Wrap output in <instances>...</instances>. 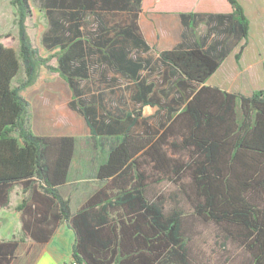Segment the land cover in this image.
I'll use <instances>...</instances> for the list:
<instances>
[{
  "label": "trees",
  "instance_id": "trees-1",
  "mask_svg": "<svg viewBox=\"0 0 264 264\" xmlns=\"http://www.w3.org/2000/svg\"><path fill=\"white\" fill-rule=\"evenodd\" d=\"M28 1H10L18 48L8 46L9 35H0V208L7 207L15 185L27 193L15 207L23 236L46 243L64 222L74 235L71 263L191 264L182 212H165L162 196L146 197L152 175L144 168L150 165L155 182L188 176L194 214L220 225L250 253L252 264H264V90L242 96L205 85L226 52L176 47L158 54L160 66L141 57L149 51L137 25L142 0H41L49 35H67L63 45L52 40L61 49L57 67L47 68L79 97L71 107L108 151L96 175L99 189L72 213L57 189L66 182L75 140L36 137L25 128L20 91L48 61L26 35ZM227 2L232 12L222 17L229 33L246 41L249 20L238 0ZM180 17L189 25L202 16ZM20 64L26 79L13 86ZM108 74L127 81V99L138 108L111 109L86 91ZM115 77L109 83L116 84ZM146 106L155 113L145 118ZM152 118L157 123L145 136L132 134ZM18 244L0 240V264H9Z\"/></svg>",
  "mask_w": 264,
  "mask_h": 264
},
{
  "label": "crops",
  "instance_id": "crops-1",
  "mask_svg": "<svg viewBox=\"0 0 264 264\" xmlns=\"http://www.w3.org/2000/svg\"><path fill=\"white\" fill-rule=\"evenodd\" d=\"M10 1L0 0V35H9L10 42L7 44L16 50L18 27L15 24V9L10 5ZM238 1L249 20V36L246 41L237 40L229 33V21L222 17L232 12L227 0H142L137 25L149 51L141 54V57L151 59L160 66L158 54L176 47L190 49L199 46L219 55L226 52L225 56H222L219 68L205 85L242 96H250L253 91L264 90V0ZM188 13L202 17H193V21L185 25L180 16ZM43 27V32L33 39L27 33L28 28L26 35L37 51V56L40 59L53 56L52 68H56L58 65L56 55L61 48L52 40L58 42L60 38L63 45L67 35H49L50 26L47 18ZM242 46V54L237 62L235 55ZM42 67L39 68L40 72L43 70ZM20 72L26 79L20 64L18 74L12 81L13 86L24 82L25 79L17 81ZM112 77L115 76L108 74V80L103 81L101 85L98 83L86 85V91L94 98H101L107 107L123 111L129 96L125 90L127 81L115 77L118 82L111 84L109 81ZM20 94L27 104L25 128L29 133L36 137H66L75 140L66 182L57 189L59 194L69 201V208L74 213L95 191L87 194L86 190L94 186L96 188L98 186L97 190L99 189L96 175L99 167L107 159L108 151L102 148L103 142L99 143V139L92 136L79 111L71 107L72 103L76 104L79 97L73 94L58 73L44 71L30 85L24 87ZM80 98L82 101L83 96ZM127 104H130L129 99ZM131 105L134 108L139 107L132 103ZM14 136L19 139L17 132ZM80 139L87 142L88 146L83 148L78 145ZM18 142L21 146L20 139ZM26 196L27 193H23L21 187L15 185L9 194L7 207L0 208V240L3 242L17 240L19 243L9 264L15 261L22 264H71L74 235L64 222L57 227L46 243H36L23 236L20 214L15 207L21 204ZM24 244L27 248L32 245L40 251L32 254L27 249L25 254L20 255L21 246Z\"/></svg>",
  "mask_w": 264,
  "mask_h": 264
},
{
  "label": "rangeland",
  "instance_id": "rangeland-1",
  "mask_svg": "<svg viewBox=\"0 0 264 264\" xmlns=\"http://www.w3.org/2000/svg\"><path fill=\"white\" fill-rule=\"evenodd\" d=\"M28 2L31 8V15L26 18L25 26L28 28L27 33L29 37L33 39L43 32V23L46 21L47 16L40 9L41 0H29ZM53 58V56L46 58L48 60L46 67L43 66V70H41V72L39 71L38 75L42 74L44 71L47 73L52 72L47 66L52 67L54 62ZM23 75L24 74L20 72L17 79V81L19 80L18 82L25 79ZM132 109H134V107H132L131 103L128 105L126 99L125 110L131 111ZM156 123V118L149 119L146 125L140 123L137 128L133 130L132 134L135 136H145L147 127L154 126ZM105 143L106 142L102 143V148L106 150ZM87 144L88 143L83 139H80V143H78V145H81L83 148L88 146ZM149 167L150 165L144 168L147 175H152L148 183L146 197L148 199H153L157 195L162 196L164 198L165 212H169L172 208L182 212L184 220L183 232L188 238V250L191 264H252L250 253L234 239L227 237V234L220 225L210 221L205 222L194 214V199L190 191L188 176L183 177L178 183L166 179V175L162 176L163 180L161 182H155L153 180L157 178V174ZM97 188L94 186L86 190V193L88 194L92 190H97ZM21 249L20 255L27 249L32 252V254H36L40 251L32 245L27 248L25 244L21 246ZM13 264L22 263H20V261H15Z\"/></svg>",
  "mask_w": 264,
  "mask_h": 264
},
{
  "label": "water",
  "instance_id": "water-1",
  "mask_svg": "<svg viewBox=\"0 0 264 264\" xmlns=\"http://www.w3.org/2000/svg\"><path fill=\"white\" fill-rule=\"evenodd\" d=\"M154 113H155V109L154 108H152L150 106H146L143 109L142 116L146 118V117H148V116H150V115H152Z\"/></svg>",
  "mask_w": 264,
  "mask_h": 264
},
{
  "label": "built area",
  "instance_id": "built-area-1",
  "mask_svg": "<svg viewBox=\"0 0 264 264\" xmlns=\"http://www.w3.org/2000/svg\"><path fill=\"white\" fill-rule=\"evenodd\" d=\"M71 264H76V263L72 262Z\"/></svg>",
  "mask_w": 264,
  "mask_h": 264
}]
</instances>
